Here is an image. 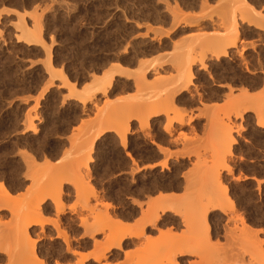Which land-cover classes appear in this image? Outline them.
Returning <instances> with one entry per match:
<instances>
[{
	"label": "rangeland",
	"instance_id": "obj_1",
	"mask_svg": "<svg viewBox=\"0 0 264 264\" xmlns=\"http://www.w3.org/2000/svg\"><path fill=\"white\" fill-rule=\"evenodd\" d=\"M236 1L237 2H235V0H0V190H1V187H4V186L7 187L8 186L7 188L10 189L9 190V192H10L9 197L11 196L10 198H12L10 200H6L7 202H5V198L6 199H8V198L4 197V194H2V191H0V196H2V197H0L1 198L0 202H4V203H0V205H3V207L5 205V207H6V204L10 203L8 205L10 206V205L14 204V206H15L14 208H16V211L19 209L17 212H15L14 211L15 209L12 210L11 208L10 209L6 208V210H5L2 206H0V214H1L0 215V222H2V223H0V225H3V226H0V230L4 231V233H3L4 236H7V237H9V239H11L10 241H7L6 240L7 237L5 238L3 235H0V246H1L0 250H2V251H0V261H1L0 264H9V263L14 264L13 263L14 260H11L13 262H10V260H9V263L7 262L8 261L7 258H9V256H10L9 254H7L8 250H9V253L11 252L10 254H13L15 256L16 261L18 260V259H16V256H17L16 253H22L23 252L22 248L24 247V245L23 244L20 245L23 241L19 237H17V238L21 240L20 241L21 243L20 244L18 242L17 243L20 245V247L21 246H23V247L14 248V246L15 247L18 246V244L15 242L17 240H15L14 238H15V236H17L15 233L16 231H18L17 228L22 227L20 222H22L21 219H23V215L28 217L27 219H26V217H24V219H23L24 224L27 223L28 221H31V220H34V221L40 220L41 223L43 222L42 224L44 226V228H42V230L39 229L40 227H38V226H36L37 228L36 227L32 228L31 231L28 232V236H27L28 238H30V240L26 237H25L26 240L23 239L25 241L24 242L25 245L26 244L30 245V246H27V245L25 246L27 248V250L31 251L32 248H30V247H34L33 249H34L35 253L38 256H40L39 258L41 260L43 259L46 262L44 264H54V263L55 264H58V263H60V264H75L76 259L78 261V259H80V256H82L84 254L87 255L86 253H88V255H99V253L101 252V250L94 248L91 244L92 240L89 239V234L91 233V231H93L94 229L99 227L101 224H106V223H109V225L112 229V230L111 229L105 230L106 232L105 231L104 232L106 234L108 233V231L110 232V230L114 234H117L118 232H119V234H120V232H124L122 230H125V232H128L129 230L132 229V227L134 230L135 226H139L137 224H140L141 222L145 221V220H143V218H145L144 213H149V210L151 209L150 208L151 205L149 206L148 204H151V201L153 202V201L157 200L156 201L157 203H158V201L161 202V204L159 203L160 207H162V204H164L166 207H168V206L171 208L173 206H174L173 208L176 207L175 209L178 210V212L180 210L183 214H181V212H180L179 215L181 214L182 217H184V215H185L186 218L185 219L183 218V219L185 221H187V223L183 222V220H181L182 219L181 216L180 217L179 216L178 217L177 216L172 217L171 213H169L168 215L174 219V221L171 222L172 224L171 223L170 224L168 223L166 225L164 223L161 224V222H162L161 221V222H159L160 224H158L157 227H155V228H151V227L149 228L148 226H145V229L143 231L142 236L138 237L137 239L133 238V239H131L132 241H127L125 243V245L122 247V250L116 252L117 255H115V253H114L115 251H113V252H111V254H109L106 257V259H102L100 261V264H139L140 260H141L140 264H147V263L151 264L153 262L154 257L157 256V258H159L165 251L168 250L167 246H172L171 243L174 244L176 242L174 244L175 247H176V245L180 246V244H179L181 242L180 240H182L183 237L185 239L187 234L190 236V234H191L190 232L192 230L189 229L190 227L188 228L189 225L187 226L185 224H190V219L192 220L194 217L193 214L195 216L199 215L198 214L199 212L202 214L201 211L204 208L201 211H200V209L202 208V206H204L206 204V203H204V205H201V207L198 206V205H200L199 204L200 198H203V199H201V201L205 199L204 197H202L203 196L201 194L202 190L206 191V193H205V191H203V194H205V196H207L206 195L207 192H208V194L211 195V193H209V192L214 191V194H215V191H217L215 189H217L216 187H218V182H217L216 187H215V183H214V180L216 178L213 179V181H210V179L213 178V177H211L213 175L211 172H213V171L209 172L210 175L212 174L211 176L209 175L210 176L209 179L206 178V180H205L204 174H205V170L208 167H211V169H212L214 164L216 162L218 163V161H219V159L215 160V157L217 158V156H215V154L217 155L218 152L214 153V151L217 150L214 147L218 148V146H219L218 150L220 151V148H221V150L224 151V149H222V146L225 147V145H222V144H224L223 143L224 139L222 140L220 138L222 140V144L219 141V143L221 145V147H220V145H217V143H216L218 141V139H217L218 137H216V136H218L219 134H221V136H223L228 131H230L231 135L230 134L229 135L234 139L235 143L233 142L234 143L233 145L232 144H231V146L229 145L230 151H228V149L226 151V149H225V152H229L230 155L228 153H227L228 155L226 153H223V159L224 160L220 161V163L225 162V163H221V164L227 165V163L229 162L227 167H229V169H231L232 172L229 174L228 172H226V170H225L226 168H224L225 165L222 168H220L219 163H218V165L216 166V167H219V168H216V171L218 172V174H215V171H214V174H215L214 177L217 175L219 177V180L221 181V183H219L220 186L223 185L222 187L223 188L225 187V189H227V191H228L227 193H229V194L231 193V195H229V198L231 197V199H229V201L234 199V200H232V203H233V208H234V206H235V208H234V210H232L233 208L231 207V205L229 207L226 203L225 204L226 206H228L229 208H232L230 210L228 208V211L225 208V210H223V212H225V213L227 212L226 214H222L223 212L219 211L220 208L215 210V211H209L207 213V215H206L207 218H205V220H206V223L208 225V230H206L204 224H201L200 229H198L196 231V234H197L196 238H198V241H201V240H199V238L202 239V241L204 239L206 240V241L204 240L206 243L205 246H203L204 244L202 245V242H199V244H201L203 248L205 247L206 252L204 251V253H203L202 252L203 248H202L201 252L203 254H198V256L202 258L200 261L203 260L202 261L203 263L206 259H208V261L206 260L205 263L207 264L210 261L209 264H212V263H216L215 260H217L218 263L220 260H223L225 262V260H224L225 258L223 259V255H226L224 257L228 256V258H230V259H228V262L226 261V263L230 264L232 262V258L234 255L239 256V254H240L243 256L244 253H246L245 251L249 247H251V250H253L252 245L248 247L245 244L247 249L245 250V248H244L245 251L243 253L242 245L244 242L242 243L241 240H239V239H241L240 234H241V237H243L245 235L243 238V240H245V242L248 241V240H246V238L247 239L253 238V240L248 241L247 244H251V243H253V241L258 243L259 241L264 240V233H261V231L260 232L257 231L258 229L264 230V224H261V221L259 219V216L261 214L264 215V181H262V183H260L259 186L257 184V180H264V129L258 128L256 126V124H255L256 116H255V114L253 115V112L249 109H248L249 111L242 112L240 109L241 107H239V109L237 107V109H238L237 111H239V114L242 113L241 114L242 117L240 119L239 118L240 116H238L239 114L237 115V111H236V115H237V118H236L234 116L235 112L232 110V108L236 105L230 104V102L233 100L232 98H234L237 94L240 95V91H243L244 87H245L244 90L247 89L249 92L248 94L251 93L252 96H254L253 95L254 93L259 94L262 91V89H261L262 85H259L255 88H253V87L249 88V87H251L249 85H252L253 81L258 80L257 78H260L259 80L261 81L264 77L263 76L264 71H261L263 73L262 74L257 69H254L255 70L254 75L248 74L244 70L242 63L240 62L241 60H239L240 58L238 57L239 58L238 59L235 56L233 57L234 59L236 58L235 60L233 58H231V59L226 58V59H222V62H219V63L210 60L207 62V66H209V68H210L209 70L212 71V67L214 65V68L218 69L217 70L218 76H220V77H218L219 79H217V80L215 79V82H213L212 80L208 79L207 74L205 72L199 71L198 68L195 67L193 71L195 72L196 75H195V78L193 79V84H194V87L195 86L197 87L198 94L201 93L200 95L203 96V100L205 99L203 101V104H202L204 108L201 107L202 105L197 102L195 92L193 91L194 87H191L192 95H195L193 105L190 106L189 108H188V106L187 107H185V106L180 107L181 111L179 110V113L180 112L183 113L182 110H184V112H185L184 117L185 116L186 117L191 116L193 118V122L191 124L189 123V125H185L184 127L179 128L171 136V139H174V137L180 138V141L177 140L178 145L174 144V145H171L169 147L163 146L166 148L165 151L168 150V153L171 154L170 156H169V154H168V156H166L164 154L166 158H164L163 154H159L158 152H156L155 145H152L148 139L145 140L142 138V136H140L139 131H137L138 125L135 122L132 123V121H131L132 120L131 118L133 117L131 105L135 103V100H136L135 98L138 96V95L136 96V94L137 93L139 94V92H136L137 89L135 87L132 88V85L128 90L125 89L123 91V90L119 89V87L121 86L120 83L122 84L124 82H128L129 80H130L129 82L132 83L131 77H130L131 79L130 78L127 79L126 77L124 79V76L118 75V77H117V75H115L113 82H112L114 87H115L113 92H110V94L108 93L106 96H103V97H102V95H99L97 93L94 96L95 98L94 97L91 98L92 94H94V88L90 87V89L86 93L87 94V98H86L87 104L86 105H88L86 107H88V109L86 108V110H84L85 112L82 111L84 113H82L80 111L81 109H80V105L78 103L80 101V99H79V101L77 99L78 95L80 94L79 90L82 87L81 85L91 84V79H92L91 77L93 74L99 75L101 73V71H104V70L106 71V69L108 70L109 67H110L109 68V70H110L111 66L114 65L115 62H118V59L124 60V57L129 58L131 53L133 52V47H135V46L136 47H139V46L143 47L146 45V43H147V45H150V44L151 45L152 44L157 45L156 43H157L158 39L162 42L165 41L169 44V47L166 48L165 50L161 49L160 51H158V53L156 52V53L148 54V55H145L143 57L138 58V60L141 62H146V61L151 62V61H156L157 58H158L157 60L160 59L159 63H161L160 65L165 70V71L163 70L164 72L160 71L161 72L160 74H162V76H163V75H167V74L171 73L172 69H170L171 64L169 62L170 61L169 59H168L169 61H167L168 63L166 62L167 59H165L164 61L162 60L163 62H161V59L162 58L164 59L165 57L168 58L169 55L172 54L171 52L173 51L171 44L181 40L182 38L186 39V38H189L191 36L198 35L201 33L206 34V36H208L210 34L215 33L216 31L217 32L219 31L221 33L222 31H220V29H222L224 25H226V24L228 25L229 21L227 22V19L229 20L230 18H232L230 20V23H232V21L235 17H236L235 20L237 19L236 24H237V27L239 30L243 31L244 34H247V32H250L253 34V31L255 32L256 30H252L253 28L251 27V25H247L245 22L242 23L241 21H239L243 10H241V8L238 7L241 5L240 1H238V0H236ZM237 3H239V4H237ZM245 3H247V5L251 9V11L254 10L253 11L254 13L256 12V14L259 13V14L264 15V0H245ZM167 9H168V11H167ZM244 14H246V13L244 12L242 16H244ZM171 15L174 18L171 17ZM204 15H206V16H204ZM232 15H234V18ZM217 16H218V18H217ZM238 16H240V17H238ZM38 17H40V18H38ZM212 23H214V24H212ZM135 25H139V26H135ZM212 25H213V27H212ZM220 25H222V27ZM32 29L34 31H32ZM23 30H24V32H23ZM26 30H27V32H26ZM36 30H37V32H36ZM214 30H215V32H214ZM20 32H21V34H20ZM33 32L35 34H33ZM259 32L260 31H257V32H255V34L258 36V34L259 35L261 34V32L260 33ZM167 33H169V34H167ZM250 33H248V34H250ZM182 34H183V36H182ZM255 34L254 35L250 34L253 38L251 36H248V38L246 37L245 39L243 38V40H246L244 42V43H246L245 44L246 48L244 50L241 49V50H243L242 51L243 55L246 54L245 56H243L245 61H248V63L250 61H253L254 63L253 62L252 63L250 62V63H251V65H254V66H255L257 60L260 59V61L262 62V59H264V47L260 43L258 45L257 41L255 42V40H257L256 38H258V37H254ZM20 35H22V36H20ZM159 35H161V36H159ZM30 37H32L33 40ZM150 37H152V38H150ZM34 38H35V42H33ZM130 38H131V40H130ZM19 39H21V40H19ZM253 40L255 42L254 43L255 47L257 46V49H259V50H257L256 48H255V50H253L251 47L249 48V46H250L249 44L250 43L252 44ZM244 43L242 45L239 44L238 49H239V46L241 48V46H243ZM44 44H46V45H44ZM119 44H122V45L119 46ZM244 46L242 48H244ZM117 47H119V48L117 49ZM125 47L127 48V50H126L127 52L122 53V51H123L122 49ZM241 50H237V51H241ZM47 52H48V54H47ZM46 54L48 55L47 56L48 58L46 57ZM161 54H163V55L166 54V56L162 55V57H161L160 56ZM259 54H261V55H259ZM158 55H159V57H157ZM151 57H153L154 60ZM121 58H123V59H121ZM145 58L147 60H145ZM48 59H49V61H48ZM136 62L133 64H129V65L125 63L124 67L127 70H129L130 72L132 71L131 73H133V70L135 72L136 71L135 68L137 69ZM263 62H264V60H263ZM229 67L231 69V70L229 69L230 73L228 70ZM225 68L228 70V71L226 70L227 71L226 75H225V73H226ZM222 69H224V70H222ZM59 70H60V72H59ZM223 71H224V73H223ZM91 72L93 74H91ZM130 72H129V74H130ZM61 74L66 76L68 83L70 82L68 84L69 86L66 85L67 81L64 82V78H62ZM221 74L223 75V77ZM230 74H232V75H230ZM60 76H61V78H60ZM145 77H147L146 78L147 81H149L153 78L150 73L148 74V72L145 73ZM227 77H228V79H227ZM235 77H237V78H235ZM241 77L245 78V80L244 79L241 80L242 79ZM119 81H121V82H119ZM243 81H244V83H243ZM73 83L75 84L76 89H72V88L70 89V85L71 84L73 85ZM249 83H251V84H249ZM244 85H247V86H244ZM63 86H65V87H63ZM225 86L230 87L231 90L233 89L231 92L232 98L229 97L230 93H227L228 88ZM240 88L242 90H240ZM67 90H69V91H67ZM219 90L222 91L220 94L221 96L219 95L220 97H218L217 99H214V100L206 99L208 96L207 94H209V92L211 93L213 91L216 92ZM74 91H75V94H74ZM76 91H78L79 93L78 92L76 93ZM70 92H71V94H70ZM117 92H118V95H117ZM144 92H146V91L144 90ZM144 92H141L139 94L140 97L138 96V98L143 97ZM72 93L74 95H76L77 97L74 96ZM82 93H83V91H82ZM84 94H85V92H84ZM227 94H228L227 97L224 96ZM132 96L134 97V99ZM185 96H186V98L190 97V95H188V94L187 95L185 94ZM84 97H86V96H84ZM153 98H154V96H153ZM153 98H151V96L148 99L145 97V99H147L149 101H150V99L153 100ZM84 99L85 98H83V100ZM141 99H143V98H141ZM88 100H90L89 104H88ZM116 100H117V102H116ZM120 101L124 102V103H121ZM102 102H104L105 105L107 103L108 107L104 106V103L102 104ZM119 102L121 105L118 104ZM211 102H213V103H211ZM96 105H98V109L99 108L101 109L100 106H102V105H103V108L106 107V108H104V111L105 110L107 111L109 109L107 111L108 114L105 116L106 112H104L101 109L102 112H100L99 115L96 116V114H98L97 111H95L97 108ZM128 105L130 106V108H128ZM209 106H213L212 107L213 109L216 108L214 110H218L220 107L219 111H217L218 114H216V112L213 111V109ZM224 106H226V107H224ZM123 107H126V109ZM221 107H222V109H221ZM252 107L254 108L255 105ZM252 107H251V109H252ZM201 109H202L203 114L201 113ZM204 109L207 110V112ZM73 110H75V112H72ZM125 110L126 111L129 110L127 112H129L128 114L131 115L130 118L126 116L127 114H125L126 113ZM210 111H211V113H210ZM223 111H225V112H223ZM171 112L172 111L169 112V116H171V115L177 116L176 112H174L175 114H173V112L172 113ZM212 112H214V114H215L214 116H213ZM73 113H75V114L77 113L78 115L76 114L77 118L71 123L70 120L72 118L71 116ZM142 113H143V115L140 114L141 116L140 115L139 116L143 118L148 114V111L147 112L143 111ZM26 114H29L28 117L30 116L32 118L29 117V119H28V117L26 116V118L28 120L24 119L25 118L24 116ZM101 114L103 115L104 118L102 117ZM221 114H223V115H221ZM113 115H115V116H113ZM210 115H211V117L213 116V118H210ZM208 116L210 119L208 118ZM101 117H102V119H101ZM106 117H108L107 119H109V120H107ZM218 117H221V118H218ZM234 117H235V120H234ZM97 118L99 119V124H97L98 123ZM128 119L130 122V123L128 122V128H129V132L130 131L131 132L130 133L127 132V134H126L127 147L125 148V150L124 149L122 150V148L119 145V140L116 138V135L113 132L105 133L103 136L98 138L97 141L93 140V139H95L94 135H96V133H98V131H99L100 124L102 122L101 120H103L105 122V124L109 123L110 126H112L113 124L123 126L122 124H127L126 122ZM110 120L112 123L109 122ZM123 120H125V121H123ZM217 120H219V121H217ZM81 121H85V122H81ZM151 121H152V123H151ZM151 121H150V126H151L150 135L153 137V140L154 139L156 140V141L155 140L154 141L157 143V140H158L157 135L160 133L162 123L164 122V117H160L157 124H155V122H153L154 119H152ZM104 122H102V123H104ZM213 122L214 123L216 122L217 125L214 124ZM209 123H212V125L214 124L213 128L216 130L211 129L212 126L210 127ZM27 124L32 125V127H34L35 130L37 128L36 131L34 130L35 131L34 133H36L35 135L31 133V128L28 129L29 126H27ZM220 124L221 125L223 124L222 125L223 127ZM228 124H229V126H228ZM208 125L210 128L207 127ZM101 127H103V125ZM71 128H73V129H71ZM95 128H96V130H95ZM204 129L208 132L207 135H205L207 132ZM207 129H210L211 132ZM212 130H214L213 133H212ZM95 131H96V133H94ZM202 131H204L205 134ZM215 131H218L217 133H219V134H217ZM136 132H137V134H136ZM193 132H195L196 134ZM179 133L181 134V136L179 135ZM210 133H212V134H210ZM152 134H154V135H152ZM213 134H216V135H213ZM182 136L185 137V138L183 137L184 138L183 140L181 139ZM209 136H211V137H209ZM70 138H71V140H73L72 143L74 145H76V147H73L74 145L71 147L72 143L69 142ZM214 138H216V139H214ZM196 139L198 140L197 143H196V141H194ZM92 140H93V142H91ZM184 140H185V142L182 143ZM186 140H187V144L192 143L191 141L193 140L195 143L193 145L189 144L191 148L189 147V145H188V147L190 149H192V148L196 149V147L198 146L197 149L199 151L197 149H196L197 151L194 149L195 150V153H193L194 155L193 154L189 155V157L182 155V157H181V155L179 156L177 151L180 152V150H182V148L186 145L185 144ZM79 142L82 144H80ZM88 142H89V144L91 143L90 146H89ZM85 144L88 145L87 147H89V148L91 147V149H89V150H92V151L88 155L90 158H87L85 156H83L81 158V156L83 154H85V153H83V151H85V149L88 151L87 147H85L86 146ZM183 144H185V145H183ZM194 146H196V147H194ZM70 147H71V150H70ZM83 147L85 149H82ZM185 147L188 148L187 146H185ZM73 149H74V151H73ZM54 151H55V153H54ZM87 151H85L86 156H87ZM184 151H185V149H184ZM50 152H52V153H50ZM127 152H129L135 159L140 158V159H136V160H139L141 165H150L151 166V164L152 165L153 164L156 165L157 163L161 164L164 161L162 164L165 163L164 164L165 169H164V167L159 168L160 165L157 164L155 169H153L152 171H143L139 174H134V175L132 174L131 175L133 166H130L131 161H130V159H128L127 156H125V153H127ZM181 153H183V152H181ZM199 153L201 154V156ZM213 154L215 157L212 156ZM221 154H222V152L219 154V156ZM70 156H72V157H70ZM25 157H27L28 160L33 157L34 159L33 160L30 159V160L34 161L35 163L32 165L31 163H33V162H31L30 160H29V162L26 161L27 158H25ZM220 157H222V156H220ZM65 158L68 159L69 161L66 160L67 162L63 163L64 162L63 160H65ZM83 158H86V159H83ZM141 158H143V160ZM200 160H201V162H200ZM59 161L61 164L63 163V165H61L59 163ZM204 161H205V163H204ZM27 162H28V164H27ZM68 162H69L70 166L73 167L72 169H75V168L79 169L78 173H80L81 176L83 175L82 177H80V180H79L80 182L78 181L79 176L77 177L78 179L76 178L77 179V181H76L75 180L76 176H75V174H73L75 172L77 175V172H76L77 170H73L72 172H69L70 167L68 168V166H69ZM80 163L83 167H80V165H79ZM30 164H31V168H30ZM35 164H36V166H35ZM64 164L67 165V166L65 165V168L62 167V166H64ZM85 164H87L88 168L87 167L84 168V166H86ZM203 164L204 165L206 164L205 166H207V167H205ZM38 165H39L40 169L37 168ZM53 165H55V166L53 167ZM60 165H61V168H60ZM77 167H80L82 170L80 168H77ZM192 167L194 169H192ZM198 168L201 171H202V169H204V170L201 172ZM30 169H31V171H30ZM54 169L56 171H54ZM63 169H64V171L66 170L65 173L63 172ZM85 169L88 171H86ZM214 169H215V167H214ZM41 170H42V174H40ZM194 170H195L196 174H195ZM208 170H209V168H208ZM32 171H33V173H32ZM199 171H200V173H199ZM192 172H194V173H192ZM203 172H204V174H203ZM29 173H30V175H29ZM206 173H207V171H206ZM225 173H227V174H225ZM26 174H28V175H26ZM84 174H85V177H84ZM86 174L88 177L86 176ZM236 174L239 176H237ZM183 175L185 177H183ZM246 175H247V178H243V177H246ZM73 176H74V178H73ZM25 177H28V179ZM232 177H234V179H232ZM237 177H238V179H235ZM81 178H83V179H81ZM69 179L72 182H74V184H75V182L76 183L79 182L80 184H83V183H81L82 180L85 183L87 181L88 187H90L91 190H93V192L90 189L88 190V187H86L87 184L84 183L87 190H86V188L83 189L84 188L83 187L82 191L80 190L81 192L79 194H77V192H76L77 189L75 191V186L73 188L74 184L72 182L70 183ZM195 179H197V181ZM199 179L201 180L200 182H199ZM177 180L179 182H182L181 184L184 188V192H183V188L181 186L179 188H167V189L164 188L163 189V187L165 185H169L172 182H176ZM186 181L188 183H191V186L193 184L192 182H194L193 185L195 187L192 186V188L190 189L189 188L190 186L189 187L187 186ZM202 181H205L204 182L205 186L202 185V183H203ZM142 183H143V185H142ZM206 183H208V186ZM209 183H211V186ZM70 184H71V186H70ZM84 184H83V186H84ZM212 184H214L213 187H212ZM76 186L78 187V184H76ZM209 186L214 188V190L210 189L211 191H207L209 189ZM256 186H257V188H256ZM81 187H82V185H81ZM193 187H194V189H193ZM196 187H197V190L195 189ZM202 187H205V188L207 187V188L201 189ZM34 188H35V190H34ZM51 188L53 190L54 189L57 190V191H54V193H57L54 195V198H51L52 194H50V191H48V190H52ZM186 188H189V189L186 190ZM199 188H200V190H199ZM30 189H31V191L33 189V191L31 192ZM78 189H79V187H78ZM58 190H60V191H58ZM59 192H61V193H59ZM74 192H76V194ZM51 193H52V191H51ZM92 193H95L94 196H92L93 195ZM189 193L191 196L193 195L192 193H194V196L191 197L189 195ZM256 193H258V194H256ZM32 194H33V196H32ZM39 194H40L41 200L44 199L43 201H45V203H43L44 205L41 206L43 208L42 209L40 208L41 211L36 208L37 206H35L36 203L40 202V201H38ZM195 194H197V195L195 196ZM59 195H61V196H59ZM137 195H138V197H137ZM169 195H171V197L172 196L173 197L174 196L179 197V195H180L182 197V199L179 197V201H178V199H176V197H175V199L173 198V199L169 200L168 199ZM55 196H57V197H55ZM165 196L167 197V199L165 198ZM188 196H190V198ZM214 196L212 198H214ZM159 197L160 198L162 197L163 199L165 198L166 203L168 202L167 200H169V202L171 201V203H170L171 206L169 203H167V205H166V203H163V202H165V200H159ZM28 198H29V200H28ZM34 198H36V199H34ZM50 199H52V200H50ZM191 199H193L194 203L191 202L192 201ZM26 200H27V202H26ZM35 200H36V203H35ZM58 200L61 202V205H60ZM145 200H147V201H145ZM187 200H188V203L189 202L193 203V205H195V202H196L195 206H193L191 204L193 207L192 210L195 208L193 210L194 212H192L191 209L189 210L191 205H187L188 204L186 202ZM223 200L224 199L222 198L221 202ZM148 201H150V202L148 203ZM182 201H183V204H182ZM136 202L138 205L135 204ZM202 202H207V201H202ZM53 203H55L57 207L59 205L65 206V207H62L63 212L58 213L56 211V206ZM146 203H148V204H146ZM172 203H174V205ZM184 203H187L185 205V207L187 206V208H188V206H189L188 209H185V208H184L185 210L181 209L182 207H184ZM22 204H24V205H22ZM177 204H178V206L180 204L182 205V206H179V207H181L180 209L177 206ZM27 205L28 206L31 205V206L28 207ZM36 205H38V204H36ZM164 205H163V207H164ZM225 205H224V207H226ZM9 206H8V208H9ZM23 206L24 207L26 206L25 207L26 209H29V208H31V209H29L25 213L26 209ZM88 206L90 207V209L92 208L91 212H90V209L87 210V208H89ZM148 206L150 209H148ZM155 206L159 207L156 203H155ZM155 206H153L154 209H155ZM53 207H55V208H53ZM198 207H199V209H198ZM221 207H223V205ZM21 208H23V209H21ZM140 209H141V211H140ZM154 209H153V211H154ZM158 209L160 210V208H158ZM221 209H223V208H221ZM7 210H9V212H10V210H12V212H15V213H13L14 215L15 214L17 215L18 212H21L19 215H17V217L13 216L15 218L14 219L15 221L17 219V222L19 221L18 220L19 217H21L20 218L21 221L18 222V224H17V222H13L14 226L17 224L18 227H17V225L15 227H10L12 225V223L10 221H12L13 218L10 215V213L7 212ZM23 210H24V213H23ZM195 211L196 212L199 211V212H197V214H196ZM138 212H140V213H138ZM150 212H152V209ZM21 214H23V215L21 216ZM233 214H235V216ZM238 214H239V216H238ZM29 215H31V216L33 215L32 217H34V219ZM87 215L91 219L88 218ZM145 215L148 217L149 214L148 215L145 214ZM42 216H43V218L40 219ZM199 216L201 217V215H199ZM30 217L32 219L28 220V219H30ZM116 217L118 220L116 219ZM229 217H231V218H229ZM241 217H242L243 226H245V225L247 226V227L246 226L243 227L244 230L242 229V225H241V220H240ZM11 218H12V220H11ZM227 218H228V220H227ZM145 219H147V218H145ZM91 220H93V221H91ZM140 220H142V221L140 222ZM243 220H245V221H243ZM115 221H117V224L115 223ZM46 222H48V223H46ZM227 222L230 224H228ZM3 223L5 225L7 224L6 227ZM233 223L236 226H234ZM89 224H90V226L92 224V227L88 226ZM19 225H21V226H19ZM86 225L88 226L87 228H89L88 230H87V228H84ZM140 225H142V224H140ZM56 226H58V232H56L57 231L55 228ZM223 226H226V228ZM232 226L236 227V229L233 228ZM4 227L6 229H4ZM8 227H9V231H8ZM123 227H125L126 229L128 228L129 230L127 229L128 230L127 231ZM11 228H14V230ZM92 228H93V230H92ZM223 228H225V231L223 230ZM228 229H230V231L232 230V232H230ZM40 230L42 231V234L45 238L42 237ZM255 230L257 231V235L254 232ZM245 231H247V232H245ZM2 232L0 234H2ZM6 233H7V235H6ZM105 233H104V235H103V233L99 234V235H95L94 240L96 242H103L102 239H104V237H106ZM223 233L226 235H224ZM227 233H228V235H227ZM9 234L11 237L9 236ZM61 234H63V235L66 234L65 235L66 238L69 237L68 241L71 245L70 246L71 252H73L75 250V252L73 254H70L66 251V246H64L65 244L63 242L64 237L62 238ZM192 234H195V232L193 233V231H192ZM192 234H191V236H192ZM35 235H38V236H35ZM232 235H233V237H232ZM23 236H20V237L24 238ZM227 236L231 237L232 240L233 239L234 240L232 241L229 237L227 238ZM36 237H38V238H36ZM179 237H180V239H179ZM190 237H187V238H190ZM208 238L211 240L210 243H209V241L207 242ZM255 238H257L258 241H255L254 240ZM27 239H28V241H27ZM31 239L34 241L33 242L34 246L31 245L32 244ZM146 239H148V240H146ZM215 239H217V240H215ZM1 240L5 241L3 248H2L3 242H1ZM87 240H88L89 245L87 247H84L82 243L87 242ZM173 240H174V242H173ZM26 242H28V243H26ZM143 242H145V243L143 244ZM6 243H10L11 245L14 244L11 246L12 248H14V250L10 249L11 247H8L10 244L8 245ZM163 243H165L164 248H163V246H164ZM151 244H152V246H150ZM227 246L228 247L231 246L230 248L232 250L233 256L231 255V253H229L231 250H230V248L228 249ZM219 247H220V249H219ZM135 248H136V250H137V248L139 250L136 251ZM16 249L17 250L21 249V252L15 251ZM154 249H155V252H154ZM161 249H164L165 251L164 250L161 251ZM249 249L247 250V253L244 255L245 259L249 258V256L245 257L248 255ZM12 250H13V252H12ZM30 251H28V252H30ZM76 253H78L80 255L78 256ZM155 253L156 254L159 253V254L156 255ZM6 254H7V257H6ZM220 254L222 255V257ZM250 254H251V252H250ZM13 255H11V257H13V259H14ZM19 255L21 256L22 254H19ZM202 255H203V257H202ZM27 256L28 255H26V257ZM206 256H208V258H206ZM23 257H24V255H23ZM74 257H76V258H74ZM149 258L152 262L149 261ZM151 258H153V259H151ZM253 258H252L251 262H253ZM25 260L23 258V261H22V258H21L20 262H24ZM30 260H31V258H30ZM179 260H181V262L183 264H186L187 262H191L194 264L195 263L196 264L201 263L200 261H198L199 259L197 258V255L194 257L180 258ZM226 260H227V258H226ZM258 260L260 261V258ZM229 261H231V262L229 263ZM256 261L257 260H254L253 263L254 264L264 263L262 259H261L262 262L261 261L256 262ZM20 262L17 261L15 263L19 264ZM89 262L90 263H88V264H97V263L92 262V260ZM31 263H32V260H31ZM221 264H223V263H221Z\"/></svg>",
	"mask_w": 264,
	"mask_h": 264
},
{
	"label": "bare ground",
	"instance_id": "obj_2",
	"mask_svg": "<svg viewBox=\"0 0 264 264\" xmlns=\"http://www.w3.org/2000/svg\"><path fill=\"white\" fill-rule=\"evenodd\" d=\"M238 1H240V6H238V7H240L241 8V10H243L242 11V15H243V13L245 12L246 14H244V16H242L241 15V17L240 16H238V17H240V20L239 21H241L242 23L243 22H245L247 25H251V27L253 28L252 30H256L255 32H257V31H260L261 32V34L259 35L258 33V36L255 34V32L253 31V34L252 33H250V32H247V34H244L243 33V31H241V30H239L238 29V27H237V24H236V20H235V18H234V15H232L233 16V21H232V23H230V20L232 19V18H230L229 20L227 19V22H228V25L226 24V25H224L223 26V28L222 29H220V31H222L221 33L218 31H216L215 32V30H214V32L215 33H213V34H210V35H208V36H206V34H198V35H194V36H191V37H189V38H186V39H181V40H179V41H177V42H175V43H172L171 45H172V54H168L169 55V57L168 58H162L161 59V62H163L165 59H167L166 60V62L167 61H169L170 62V69H172V71H171V73H169V74H167V75H163L162 76V74H160L161 72L160 71H162V72H164L165 70H164V68H162V66L160 65L161 63H159L160 61V59L159 60H157L156 58V61H151V62H141V61H139L138 60V58L139 57H143V56H145V55H148V54H152V53H158V51H160L161 49L162 50H165L166 48H168L169 47V44L167 43V42H165V41H160L159 39L157 40V45H154V44H150V45H147V43H146V45L145 46H143V47H133V52L131 53V55H130V57L129 58H126V57H124V60H119L118 58V62H115L114 63V65H112L111 66V69L109 70V68H108V70L106 69V71L104 70V71H101V73L99 74V75H96V74H93L92 72H91V74H93L92 75V79H91V84H89V85H86V84H84V85H81L82 87V89L80 88V94L78 95V97L76 96V95H74L75 94V91H74V96H76L77 97V99H78V101H79V99H80V101L78 102L79 103V105H80V111L82 112V111H84V110H86V108L88 109V107H86V106H88V105H86L87 103H86V101H87V91L90 89V87H93L94 88V94H92V96H91V98H93L94 96H95V94H99V95H102V97L103 96H106L108 93L110 94V92H113V90H114V85H113V79H114V76L115 75H117V77H118V75L119 76H124V79H125V77L128 79V78H132V83L131 82H124V83H120V87H119V89L120 90H125V89H129L130 87H131V85H132V88H136L135 90H136V92H139V94L141 93V92H144V90L146 91V92H144L143 94H144V96L148 99V98H150V96H151V98H153V96H154V98H153V100L152 99H150V101L149 100H147V99H145V97L143 96V97H141V98H143V99H141V98H138V96L140 97V95L137 93L136 94V100H135V103L134 104H130L131 105V110H132V112H133V117L130 119L131 121H132V123L133 122H135L137 125H138V130L137 131H139V133H140V136H142V138L143 139H145V140H149L150 141V143L152 144V145H155V147H156V152H158L159 154H165L166 156H168V154H169V156L171 155L170 153H168V150L167 151H165V147H163V146H171V145H174V144H177L178 145V141H180V138L179 137H174V139H171V136L173 135V133L175 132V131H177L179 128H181V127H184L185 125H189V123L191 124L192 122H193V118L191 117V116H189V117H184V110H182V112L183 113H179V110L181 109L180 107H183V106H185V107H187L188 106V108L190 107V106H192L193 105V102H194V98H195V95H196V100H197V102L198 103H200L201 105L203 104V101L205 100H203V96H201L200 94H198V90H197V87L195 86L194 87V84H193V79L195 78V72L193 71L194 70V68L195 67H197L198 68V70L199 71H202V72H205L206 74H207V77H208V79H210V80H212L213 82H215V79L217 80V79H219L218 77H220V76H218V74H217V70L218 69H216V68H214V65H213V67H212V71H210L209 69V66H207V62L208 61H214V62H217V63H219V62H222V59H231V58H233L234 56L236 57V58H238L239 60H241L240 62L242 63V65H243V67H244V70L248 73V74H253L254 75V72H255V70L254 69H257L258 71H264V62H263V60L264 59H262V62L260 61V59L259 60H257V62H256V64H255V66L254 65H251V63L253 62V61H250L249 63H248V61H245V59H244V57L243 56H245V55H243V53H242V51L246 48V43H244L246 40H243V38L245 39L246 37L248 38V36H251V35H254L255 34V36L254 37H258V38H256L257 40H255V42L257 41L258 42V45H259V43L260 44H262V46L264 47V15H262V14H256V12L254 13L253 11L254 10H252L251 11V9L248 7V5H247V3H245V0H238ZM235 2H237L236 0H235ZM222 4V3H221ZM237 4H239V3H237ZM225 5V4H224ZM229 5V4H228ZM235 6V5H234ZM165 7V6H164ZM168 7V6H167ZM176 7V6H175ZM244 7V8H243ZM243 8V9H242ZM248 10H247V9ZM252 8V7H251ZM158 9V8H157ZM164 9V8H163ZM177 9V8H176ZM235 9V8H234ZM253 9V8H252ZM170 10V9H169ZM237 10V9H236ZM167 11H168V9H167ZM226 11V10H225ZM239 11V10H238ZM171 12V11H170ZM184 12V11H183ZM234 12V11H233ZM172 13V12H171ZM170 13V14H171ZM179 13V12H178ZM204 13V12H203ZM254 13V14H253ZM175 14V13H174ZM240 14V13H239ZM204 16H206V15H204ZM210 16V15H209ZM231 16V17H232ZM171 17H173L172 15H171ZM179 17V16H178ZM38 18H40V17H38ZM174 18V17H173ZM186 18V17H185ZM188 18V17H187ZM192 18V17H191ZM190 18V19H191ZM217 18H218V16H217ZM172 19V18H171ZM204 19V18H203ZM185 20V19H184ZM223 20V19H222ZM205 21V20H204ZM214 21V20H213ZM222 22V21H221ZM226 22V21H225ZM173 23V22H172ZM252 23V24H251ZM41 24V23H40ZM140 24V23H139ZM212 24H214V23H212ZM39 25V24H38ZM174 25V24H173ZM218 25V24H217ZM245 25V24H244ZM135 26H139V25H135ZM161 26V25H160ZM221 27H222V25H220ZM182 27V26H181ZM212 27H213V25H212ZM211 27V28H212ZM23 29V28H22ZM25 29V28H24ZM27 29V28H26ZM34 29V28H33ZM32 29V31H34ZM158 29V28H157ZM219 29V28H218ZM21 30V29H20ZM28 30V29H27ZM27 30H26V32H27ZM38 30V29H37ZM37 30H36V32H37ZM132 30V29H131ZM213 30V29H212ZM22 31V30H21ZM23 32H24V30H23ZM81 32V31H80ZM157 32V31H156ZM171 32V31H170ZM213 32V31H212ZM259 32V33H260ZM248 33H250V34H248ZM20 34H21V32H20ZM23 34V33H22ZM30 34V33H29ZM33 34H35L34 32H33ZM123 34V33H122ZM139 34V33H138ZM163 34V33H162ZM167 34H169V33H167ZM40 35V34H39ZM127 35V34H126ZM125 35V36H126ZM20 36H22V35H20ZM41 36V35H40ZM115 36V35H114ZM124 36V35H123ZM140 36V35H139ZM144 36V35H143ZM148 36V35H147ZM154 36V35H153ZM159 36H161V35H159ZM182 36H183V34H182ZM116 37V36H115ZM122 37V36H121ZM155 37V36H154ZM252 37V36H251ZM18 38V37H17ZM31 39H32V37H30ZM36 38V37H35ZM35 38H34V41L33 42H35ZM150 38H152V37H150ZM149 38V39H150ZM158 38V37H157ZM253 38V37H252ZM22 39V38H21ZM21 39H19V40H21ZM39 39V38H38ZM37 39V40H38ZM106 39V38H105ZM128 39V38H127ZM169 39V38H168ZM18 40V41H19ZM30 40V39H29ZM33 40V39H32ZM36 40V41H37ZM42 40V39H41ZM130 40H131V38H130ZM154 40V39H153ZM150 41V40H149ZM27 42V41H26ZM43 42V41H42ZM254 40H253V42H252V44L250 43L249 45V48L251 47L253 50H255V48L257 49V46L255 47V45H254ZM31 43V42H30ZM41 43V42H40ZM151 43V42H150ZM244 43V48H242L243 46H241V48H240V46H239V49H238V45L240 44V45H242ZM52 44V43H51ZM141 44V43H140ZM145 44V43H144ZM44 45H46V44H44ZM122 44H119V46H121ZM137 45V44H136ZM257 45V44H256ZM48 46V45H47ZM124 46V45H123ZM127 46V45H126ZM131 46V45H130ZM142 46V45H141ZM248 46V45H247ZM45 47V46H44ZM47 48V47H46ZM119 47H117V49H118ZM121 48V47H120ZM92 49V48H91ZM99 49V48H98ZM103 49V48H102ZM171 49V48H170ZM241 49H243V50H241ZM47 50V49H46ZM101 50V49H100ZM107 50V49H106ZM110 50V49H109ZM123 50V51H122ZM121 51H122V53L124 52H127L126 50H127V48L125 47V48H123ZM237 50H241V51H237ZM257 50H259V49H257ZM86 51V50H85ZM88 52V51H87ZM97 52V51H96ZM263 52V51H262ZM47 54H48V52H47ZM46 54V57L48 56ZM115 54V53H114ZM50 55V54H49ZM91 55V54H90ZM118 55V54H117ZM162 55L163 54H161L160 56L162 57ZM167 55V56H168ZM237 55V56H236ZM259 55H261V54H259ZM155 56V55H154ZM163 56H166V54L165 55H163ZM157 57H159V55L157 56ZM160 57V58H161ZM48 58V57H47ZM85 58V57H84ZM83 58V59H84ZM114 58V57H113ZM120 58V57H119ZM126 58V59H125ZM151 58H153V57H151ZM235 58V59H236ZM259 58V57H258ZM46 59V58H45ZM115 59V58H114ZM121 59H123V58H121ZM141 59V58H140ZM169 59V60H168ZM234 59V58H233ZM232 59V60H233ZM234 59V60H235ZM138 60V61H137ZM145 60H147L146 58H145ZM144 60V61H145ZM153 60H154V58H153ZM163 60V61H162ZM46 61V60H45ZM48 61H49V59H48ZM122 63H121V62ZM137 61V62H136ZM149 61V60H148ZM225 61V60H224ZM136 62V64H137V69L135 68V72H134V70H133V73H131L129 70H127L125 67H124V64L126 63V64H133V63H135ZM165 63V62H164ZM168 63V62H167ZM254 63V62H253ZM165 67V66H164ZM216 67V66H215ZM223 67V66H222ZM255 67V68H254ZM224 68V67H223ZM234 68V67H233ZM101 69V68H100ZM220 69V68H219ZM230 69V67L228 68V70ZM164 70V71H163ZM222 70H224V69H222ZM227 69L225 68V75L227 74V71H226ZM231 70V69H230ZM230 70H229V73H230ZM88 71V70H87ZM130 72V74H129V72ZM233 71V70H232ZM59 72H60V70H59ZM58 72V73H59ZM128 72V73H127ZM148 72V74L150 73L151 75H152V79L151 80H149V81H147V77H145V73H147ZM222 72V71H221ZM235 72V71H234ZM48 73V72H47ZM79 73V72H78ZM223 73H224V71H223ZM262 73V72H261ZM63 74V73H62ZM61 74V75H62ZM90 74V73H89ZM263 74V73H262ZM161 75V76H160ZM222 75V74H221ZM230 75H232V74H230ZM241 75V74H240ZM91 76V75H90ZM234 76V75H233ZM263 76H264V74H263ZM222 77H223V75H222ZM221 77V78H222ZM232 77V76H231ZM243 77V76H242ZM241 77V78H242ZM60 78H61V76H60ZM62 78H64V82H66L67 81V79H66V76H64V75H62ZM90 78V77H89ZM130 78V79H131ZM235 78H237V77H235ZM150 79V78H149ZM206 79V78H205ZM227 79H228V77H227ZM239 79V78H238ZM245 80V78H242L241 80ZM249 79V78H248ZM247 79V80H248ZM258 80H255V81H253L252 82V85H249V86H251V87H249V88H255V87H257V86H259V85H262L261 87V89H262V91L258 94V93H252L254 96H252L251 95V93L250 94H248L249 92H248V90L246 89V90H244V88H243V91H240V95H234L235 97L234 98H232V90H231V88L230 87H227V86H225V87H227L228 88V92L227 93H230V95H229V97L230 98H232L233 100L230 102L229 100V102H230V104H232V105H236V106H234L233 108H232V110L235 112V117L237 118V115L239 114V111H237L238 109H239V107H241L240 109H241V111L242 112H244V111H249V110H251L252 112H253V115L255 114V116H256V120H255V124H256V126L258 127V128H261V129H264V77H263V79L260 81L259 79L260 78H257ZM224 80V79H223ZM70 81V80H69ZM250 81V80H249ZM86 82V81H85ZM119 82H121V81H119ZM206 82V81H205ZM262 82V83H261ZM37 83V82H36ZM70 83V82H69ZM68 83V81H67V83H66V85H68L69 84ZM241 83V82H240ZM243 83H244V81H243ZM248 83V82H247ZM40 84V83H39ZM249 84H251V83H249ZM37 85V84H36ZM63 85V84H62ZM200 85V84H199ZM225 85V84H224ZM229 85V84H228ZM232 85V84H231ZM248 85V84H247ZM247 85H244V86H247ZM61 86V85H60ZM69 86V85H68ZM201 86V85H200ZM41 87V86H40ZM62 87V86H61ZM63 87H65V86H63ZM191 87H194L193 89V91L195 92V95H192V90H191ZM223 87V86H222ZM76 89L75 88V84L73 83V85L71 84L70 85V89ZM209 89V88H208ZM257 89V88H256ZM134 90V89H133ZM201 90V89H200ZM240 90H242L241 88H240ZM67 91H69V90H67ZM73 91V90H72ZM82 91H83V93H82ZM78 91H76V93H77ZM84 92H85V94H84ZM221 92L222 91H213V92H209V94H207L208 96H207V98L206 99H208V100H214V99H217L218 97H220L221 95ZM79 93V92H78ZM82 93V94H81ZM224 93V92H223ZM70 94H71V92H70ZM185 94L187 95H190V97L188 98H186V96H185ZM69 95V94H68ZM81 95V96H80ZM86 96V97H84V96ZM117 95H118V92H117ZM220 95V96H219ZM250 95V96H249ZM83 96V97H82ZM224 96H228V94L227 95H224ZM71 97V96H70ZM108 97V96H107ZM133 97V96H132ZM82 98V99H81ZM83 98H85L84 100H83ZM95 98V97H94ZM76 99V98H75ZM76 99V100H77ZM99 99V98H98ZM111 99V98H110ZM133 99H134V97H133ZM132 99V100H133ZM226 99V98H225ZM91 100V99H90ZM90 100H88V104H89V101ZM93 100V99H92ZM97 100V99H96ZM120 100V99H119ZM222 100V99H221ZM231 100V99H230ZM105 101V100H104ZM110 101V100H109ZM62 102V101H61ZM108 102V101H107ZM115 102V101H114ZM116 102H117V100H116ZM121 102V101H120ZM120 102L118 103V104H120ZM210 102V101H209ZM219 102V101H218ZM104 102H102V104H103ZM110 103V102H109ZM121 103H124V102H121ZM133 103V102H132ZM211 103H213V102H211ZM92 104V103H91ZM199 104V105H200ZM205 104V103H204ZM60 105V104H59ZM101 105V104H100ZM109 105V104H108ZM117 105V104H116ZM121 105V104H120ZM207 105V104H206ZM211 105V104H210ZM251 105V106H250ZM255 105V107L253 108L252 106H254ZM94 106V105H93ZM104 106H107V103H106V105H105V103H104ZM97 107V108H96ZM96 110L95 111H97V113L98 114H96V116H98L99 115V113L100 112H102L101 111V109L104 111V108H106V107H104L103 108V105L102 106H100L101 107V109L99 108L98 109V105H96ZM108 107V106H107ZM111 107V106H110ZM109 107V108H110ZM127 107V106H126ZM126 107H123V108H125L126 109ZM201 107H203V105L201 106ZM209 107H213V106H209ZM208 107V108H209ZM215 107V106H214ZM223 107V106H222ZM222 107H221V109H222ZM224 107H226V106H224ZM237 107H238V109H237ZM250 107V108H249ZM251 107H252V109H251ZM122 108V107H121ZM128 108H130V106L128 105ZM204 108V107H203ZM207 108V107H206ZM114 109V108H113ZM183 109V108H182ZM193 109V108H192ZM213 109V108H212ZM214 109H216V108H214ZM213 109V111H215L216 112V114H218L217 113V111H219V109H220V107H219V109L218 110H214ZM249 109V110H248ZM109 110V109H108ZM107 110V111H108ZM122 110V109H121ZM124 110V109H123ZM146 110V111H145ZM205 110V109H204ZM203 110V111H204ZM228 110V109H227ZM231 110V109H230ZM229 110V111H230ZM107 111L105 110L104 112H106V114H105V116L108 114L107 113ZM127 111H129V110H127ZM126 110H125V114H127L126 116L127 117H129L130 118V116L131 115H129L128 113L129 112H127ZM147 112L148 111V114L145 116V117H140L141 115L140 114H142L143 115V113L142 112ZM170 111H172L173 112V114H175L174 112H176L177 114V116H173V115H171V116H169V112ZM181 111V110H180ZM189 111V110H188ZM206 112H207V110H205ZM236 111H237V115H236ZM240 111V112H241ZM72 112H75V110H73ZM71 112V113H72ZM85 112V111H84ZM84 112H82V113H84ZM171 112V113H172ZM209 112V111H208ZM223 112H225V111H223ZM232 112V111H231ZM29 113V112H28ZM81 113V114H82ZM201 113L203 114V112H202V109H201ZM210 113H211V111H210ZM233 113V112H232ZM231 113V114H232ZM77 114V113H76ZM75 113H73L72 114V118H71V120H70V122L72 123L76 118H77V115H76ZM103 114V113H102ZM101 114V115H102ZM183 114V115H182ZM206 114V113H205ZM212 114H213V116L215 115L214 114V112H212ZM211 114V115H212ZM242 113H240L238 116H240L239 118L241 119V117H242V115H241ZM28 115L29 114H26L24 117V119H27L26 118V116L28 117ZM110 115V114H109ZM140 115V116H139ZM209 115V114H208ZM211 115H210V118H213V116L211 117ZM221 115H223V114H221ZM225 115V114H224ZM113 116H115V115H113ZM30 117V116H29ZM29 117H28V119H29ZM70 117V116H69ZM83 117V116H82ZM100 117V116H99ZM102 117H103V115H102ZM102 117H101V119H102ZM160 117H164V122L162 123V127H161V130H160V133L157 135L158 137H157V143L153 140V137L150 135V129H151V126H150V121L152 120V119H154V121L153 122H155V124H157L158 123V121H159V118ZM217 117V116H216ZM235 117H234V120H235ZM30 118H32V117H30ZM104 118V117H103ZM108 117H106V119H107ZM186 118V119H185ZM208 118H209V116H208ZM207 118V119H208ZM209 118V119H210ZM218 118H221V117H218ZM225 118V117H224ZM27 119V120H28ZM69 119V118H68ZM79 119V118H78ZM114 119V118H113ZM125 119V118H124ZM158 119V120H157ZM217 119V118H216ZM33 120V119H32ZM97 120H98V123L97 124H99V119L97 118ZM107 120H109V119H107ZM212 120V119H211ZM210 120V121H211ZM221 120V119H220ZM223 120V119H222ZM102 122H104L103 120H101ZM115 121V120H114ZM123 121H125V120H123ZM209 121V122H210ZM214 121V120H213ZM216 121V120H215ZM217 121H219V120H217ZM229 121V120H228ZM227 121V122H228ZM24 122V121H23ZM28 122V121H27ZM81 122H85V121H81ZM101 122V124H100V128H99V131H98V133H96V131L94 132V133H96V135H94V138L95 139H93L94 141H97L98 140V138H100L101 136H103L105 133H110V132H113L115 135H116V138L119 140V145H120V147L122 148V150L124 149L125 150V148L127 147V141H126V134H127V132H129V128H128V122H129V119L127 120V124H122L123 126H121V125H112V126H110V124L108 123V124H105V122L104 123H102ZM109 122H111V120L109 121ZM208 122V121H207ZM223 122V121H222ZM69 123V122H68ZM112 123V122H111ZM116 123V122H115ZM130 123V122H129ZM151 123H152V121H151ZM214 123V122H213ZM225 123V122H224ZM240 123V122H239ZM81 124V123H80ZM207 124V123H206ZM210 124V127L212 126V128L211 129H214L213 127H214V124H216V122L212 125V123H209ZM70 125V124H69ZM103 125V127H101ZM109 125V126H108ZM217 125V124H216ZM221 125V124H220ZM223 125V124H222ZM221 125V126H222ZM27 126H29L28 127V129L29 128H31V133L32 134H36V133H34L36 130H37V128H36V130L34 129V127H32V125H30V124H27ZM35 126V125H34ZM80 126V125H79ZM107 126V127H106ZM191 126V125H190ZM228 126H229V124H228ZM233 126V125H232ZM240 126V125H239ZM160 127V126H159ZM208 128H210L209 127V125L207 126ZM206 127V128H207ZM219 127V126H218ZM223 127V126H222ZM231 127V126H230ZM229 127V128H230ZM26 128V127H25ZM216 128V127H215ZM71 129H73V128H71ZM70 129V130H71ZM136 129V128H135ZM231 129V128H230ZM229 129V130H230ZM26 130V129H25ZM35 130V131H34ZM69 130V131H70ZM95 130H96V128H95ZM205 130V129H204ZM207 130H209L210 131V129H207ZM214 130H216V129H214ZM214 130H212V133H213V131ZM227 130V129H226ZM193 131V130H192ZM206 131V130H205ZM224 131V130H223ZM228 131V130H227ZM79 132V131H78ZM131 132V131H130ZM129 132V133H130ZM203 133H204V131H202ZM207 132V131H206ZM211 132V131H210ZM216 133L218 132V131H215ZM214 132V133H215ZM184 133V132H183ZM182 133V134H183ZM193 133H195V132H193ZM212 133H210V134H212ZM223 133V132H222ZM136 134H137V132H136ZM196 134V133H195ZM205 134V133H204ZM203 134V135H204ZM208 134V132L205 134V135H207ZM217 134H219V133H217ZM225 134V133H224ZM230 134V131H228V132H226V134L225 135H223V136H221V134H219L218 136H216V137H218L217 139H218V141L216 142L217 143V145H220V143L222 144V140L224 141L223 143L224 144H222V145H225V147L224 146H222V149H224V151L223 150H221V148H220V151L218 150V148H219V146H218V148L217 147H214V148H216L217 150H213L214 151V153L216 152H218V154L216 155L215 154V156H217V158L214 156V154L212 155V156H214L215 157V160H218L219 159V161H218V163H219V167L220 168H222L225 164H221V163H225V162H221L220 163V161H222V160H224L223 159V153H228L229 155H230V153L229 152H225V149H226V151H227V149H228V151H230L229 149H230V146H231V144L233 145L235 142H234V139L229 135ZM152 135H154V134H152ZM179 135L181 136V134L179 133ZM189 135V134H188ZM213 135H216V134H213ZM72 136V135H71ZM70 136V137H71ZM221 136V137H220ZM137 137V136H136ZM170 137V138H169ZM184 136H182L181 137V139L183 140L184 138H183ZM197 137V136H196ZM205 137V136H204ZM209 137H211V136H209ZM208 137V138H209ZM224 137V138H223ZM104 138V137H103ZM222 140H221V139ZM244 138V137H243ZM115 139V138H114ZM195 139V138H194ZM214 139H216V138H214ZM220 139V140H219ZM83 140V139H82ZM93 140L91 141V142H93ZM178 140V141H177ZM72 141L73 140H71V138H70V140H69V142L70 143H72ZM194 141H196V143H197V139L196 140H194ZM193 140L191 141L192 143H188L187 144V140H186V145L185 144H183V145H185V146H187L188 147V145L189 144H194L195 142H194ZM219 141H220V143H219ZM18 142V141H17ZM136 142V141H135ZM185 142V140L182 142V143H184ZM229 144H228V143ZM234 142V143H233ZM257 142V141H256ZM80 143V142H79ZM78 143V144H79ZM219 143V144H218ZM80 144H82V143H80ZM88 144H89V142H88ZM137 144V143H136ZM74 144L72 143V145H71V147L73 146ZM86 145V144H85ZM91 145V143L89 144V146ZM134 145V144H133ZM216 145V146H217ZM230 145V146H229ZM81 146V145H80ZM84 146V145H83ZM88 145H86L85 147H87ZM181 147L182 148V150H180V152L179 151H177L178 152V154H179V156L181 155V157H182V155L184 156H186V157H189V155H192L193 153H195V150L197 149V147L196 146H194V147H196V149L195 148H192V149H190L191 147H190V145H189V147L188 148H186V147ZM71 147H70V150H71ZM73 147H76V145H74ZM220 147H221V145H220ZM224 147V148H223ZM56 148V147H55ZM79 148V147H78ZM64 149V148H63ZM81 149V148H80ZM82 149H85L84 147L82 148ZM87 149H88V151L85 149V151H87V156H86V152L85 151H83V153H85V154H83L82 156H81V158L83 157V156H85V157H87V158H90L88 155L90 154V152L92 151V150H89V149H91V147L89 148V147H87ZM184 149H185V151H184ZM189 149V150H188ZM195 149V150H194ZM177 150V149H176ZM198 150V149H197ZM196 150V151H197ZM69 151V150H68ZM73 151H74V149H73ZM170 151V150H169ZM194 151V152H193ZM199 151V150H198ZM212 151V152H213ZM29 152V151H28ZM42 152V151H41ZM175 152V151H174ZM181 152H183V153H181ZM204 152V151H203ZM222 152V154L220 155V156H222V157H220L219 156V154ZM50 153H52V152H50ZM54 153H55V151H54ZM57 153V152H56ZM62 153V152H61ZM71 153V152H70ZM69 153V154H70ZM155 153V152H154ZM201 153V152H200ZM199 153V154H200ZM25 154V153H24ZM73 154V153H72ZM81 154V153H80ZM140 154V153H139ZM176 154V153H175ZM177 154V155H178ZM227 154V155H228ZM26 155V154H25ZM43 155V154H42ZM62 155V154H61ZM142 155V154H141ZM165 155H164V158H166L165 157ZM194 155V154H193ZM196 155V154H195ZM203 155V154H202ZM27 156V155H26ZM73 156V155H72ZM72 156H70V157H72ZM125 156H127L128 157V159H130V161H131V165L130 166H133V168H132V173H131V175L133 174H139V173H141V172H143V171H152L153 169H155V167L157 166V164L156 165H152L151 164V166L150 165H141L140 164V162H139V160H136V159H140V158H134L129 152H127V153H125ZM146 156V155H145ZM200 156H201V154H200ZM232 156V155H231ZM24 157V156H23ZM30 157V156H29ZM176 157V156H175ZM199 157V156H198ZM213 157V158H214ZM25 158H27V157H25ZM64 158V157H63ZM30 159H34L33 157L32 158H30ZM29 159V160H30ZM62 159V158H61ZM83 159H86V158H83ZM142 160H143V158H141ZM25 160V159H24ZM29 160H28V158L26 159V161H28L29 162ZM66 160H68V159H66L65 158V160H63L64 162L63 163H66L67 161ZM82 160V159H81ZM91 160V159H90ZM164 160V159H163ZM176 160V159H175ZM196 160V159H195ZM214 160V159H213ZM214 160V161H215ZM31 161V160H30ZM69 161V160H68ZM85 161V160H84ZM150 161V160H149ZM161 161V160H160ZM227 161V160H226ZM28 162H27V164H28ZM31 162H33V163H31L32 165L35 163L34 161H31ZM144 162V161H143ZM164 162V161H163ZM162 162V163H163ZM200 162H201V160H200ZM228 162V161H227ZM226 162V163H227ZM59 163H60V161H59ZM63 163L61 164V165H63ZM82 163V162H81ZM81 163L79 164L80 165V167H83L82 165H81ZM158 164V165H160L159 166V168L161 167V168H163L164 167V169H165V166H164V164ZM198 163V162H197ZM204 163H205V161H204ZM212 163V162H211ZM218 163L216 162L215 164H214V166L212 167V169H211V167H208L209 168V170H208V168L205 170V174H204V172H203V174L206 176H204V179L206 180V178H210V176L211 177H213V178H211L210 179V181H213V179H215L214 180V183H215V187L217 186V182H218V187H216L217 189H215V190H217V191H215V194H214V191L213 192H209V193H211V195L210 194H208V192H207V196H205V194H203V191H205V190H202V197H204L205 199L204 200H202V201H207V202H202L201 201V199H203V198H200V205H198L199 207H201V205H204V203H206L204 206H202V208L200 209V211L202 212V214L199 212V211H197V212H199L198 214L199 215H201V217L199 216V215H194L193 214V219L191 220L190 219V224H185V225H189L188 226V228L189 229H191L192 231H193V233L195 232V234H192V231L190 232L191 234H192V236H191V234H190V236L187 234L186 235V238L184 239V237L182 238V240H180L181 242L179 243L180 244V246L178 245H176V247H175V243L173 244V243H171V245L172 246H167L168 248V250L167 251H165L164 249H161V251H165L159 258H157V256L156 257H154V259L153 258H151V259H153V262L150 260V258H149V261H151L150 263L151 264H183L182 262H181V260H179L180 258H184V257H194V256H196L197 255V258L199 259L198 261H200L202 258L201 257H199L198 256V254H203L204 253V251H205V247L203 248L202 247V245L203 246H205V241L203 242L202 241V239H200L199 238V240H201V241H198V238H196L197 237V234H196V231L198 230V229H200V227H201V224H204L205 225V228H206V230H208V225H207V223H206V220H205V218H207L206 217V215H207V213L209 212V211H215V210H217V209H219V211H221V212H223V210H225V208L227 209V211H228V208L230 207V205H231V207L233 208V203H232V200H234V199H232V200H230L229 201V199H231V197L229 198V195H231V193L229 194V193H227L228 191H227V189H225V187L223 188L222 186L223 185H221L220 186V184L219 183H221V181L219 180V177L217 176H215L214 177V175L215 174H218V172L216 171V168H219V167H216L217 165H218ZM229 163V162H228ZM228 163H227V165H228ZM31 164H30V168H31ZM68 164H69V162H68ZM239 164V163H238ZM61 165H60V168H61ZM65 165L66 164H64V166H62V167H64L65 168ZM86 166H84V168H86L87 167V164H85ZM204 165V164H203ZM202 165V166H203ZM206 165V164H205ZM204 165V166H205ZM222 165V166H221ZM227 165H225L224 166V168H226L225 170H226V172H228L229 174L232 172L231 171V169H229V167H227ZM234 165V164H233ZM232 165V166H233ZM35 166H36V164H35ZM55 165H53V167H54ZM67 166V165H66ZM89 166V165H88ZM201 166V165H200ZM212 166V165H211ZM231 166V165H230ZM42 167V166H41ZM70 167V168H69ZM80 167H77V168H80ZM205 167H207V166H205ZM214 167H215V169H214ZM37 168L38 169H40V167H39V165L37 166ZM68 168H69V172H72L73 170H77L76 172H77V175H76V173L74 172L73 174H75V180L77 181V179H78V181L80 180V177H82L81 175H80V173H78V170L79 169H72L73 167L72 166H70V164H69V166H68ZM67 168V169H68ZM88 168V167H87ZM201 168V167H200ZM36 169V168H35ZM34 169V170H35ZM37 169V170H38ZM57 169V168H56ZM59 169V168H58ZM81 169V168H80ZM131 169V168H130ZM129 169V170H130ZM178 169V168H177ZM192 169H194L193 167H192ZM197 169V168H196ZM195 169V170H196ZM199 169V168H198ZM82 170V169H81ZM86 170V169H85ZM179 170V169H178ZM195 170H194V172H195ZM200 170V169H199ZM204 169H202V171H203ZM262 170V169H261ZM30 171H31V169H30ZM40 171V170H39ZM54 171H56L55 169H54ZM59 171V170H58ZM62 171V170H61ZM66 171V170H65ZM65 171H64V169H63V172L65 173ZM68 171V170H67ZM86 171H88V170H86ZM165 171V170H164ZM201 171V170H200ZM200 171H199V173H200ZM201 171V172H202ZM206 171H207V173H206ZM210 171H213V172H211L212 174L210 175ZM214 171H215V174H214ZM44 172V171H43ZM82 172V171H81ZM190 172V171H189ZM194 172H192V173H194ZM27 173V172H26ZM32 173H33V171H32ZM39 173V172H38ZM83 173V172H82ZM87 173V172H86ZM178 173V172H177ZM40 174H42V170H41V172H40ZM58 174V173H57ZM72 174V173H71ZM70 174V175H71ZM195 174H196V172H195ZM225 174H227V173H225ZM26 175H28V174H26ZM29 175H30V173H29ZM186 175V174H185ZM188 175V174H187ZM201 175V174H200ZM199 175V176H200ZM210 175V176H209ZM237 175V174H236ZM13 176V175H12ZM60 176V175H59ZM79 176V177H78ZM86 176H87V174H86ZM208 176V177H207ZM220 176V175H219ZM237 176H239V175H237ZM29 177V176H28ZM28 177H25V178H27L28 179ZM58 177V176H57ZM70 177V176H69ZM78 177V178H77ZM84 177H85V174H84ZM88 177V176H87ZM90 177V176H89ZM165 177V176H164ZM183 177H185L184 175H183ZM192 177V176H191ZM201 177V176H200ZM223 177V176H222ZM73 178H74V176H73ZM77 178V179H76ZM193 178V177H192ZM197 178V177H196ZM221 178V177H220ZM243 178H247V175H246V177H243ZM254 178V177H253ZM261 178V177H260ZM30 179V178H29ZM60 179V178H59ZM81 179H83V178H81ZM86 179V178H85ZM84 179V180H85ZM186 179V178H185ZM189 179V178H188ZM202 179V178H201ZM229 179V178H228ZM232 179H234V177H232ZM235 179H238V177L237 178H235ZM249 179V178H248ZM70 180V179H69ZM156 180V179H155ZM184 180V179H183ZM194 180V179H193ZM196 181H197V179H195ZM230 180V179H229ZM254 180V179H253ZM20 181V180H19ZM66 181V180H65ZM74 181V180H73ZM201 180L199 179V182H200ZM208 181V180H207ZM216 181V182H215ZM220 181V182H219ZM262 181H264V180H257V184H258V186H259V184L260 183H262ZM31 182V181H30ZM68 182V181H67ZM66 182V183H67ZM72 181L70 180V183H71ZM80 182V181H79ZM79 182H75V184H74V182H72L74 185H73V188H74V186H75V191H76V189H77V194H79L81 191H82V188L83 189H85L86 187H88V184H87V181H86V183L85 182H83V180L81 181V183H85V184H87V186L85 187V184H84V186H83V184H80ZM132 182V181H131ZM184 182V181H183ZM187 182V181H186ZM191 182V181H190ZM203 183H202V185H204L205 186V184H204V182L205 181H202ZM89 183V182H88ZM170 183V182H169ZM182 182H179L178 180L176 181V182H172L171 184H169V185H165L164 187H163V189L165 188V189H167V188H179L180 186L183 188V186H182V184H181ZM185 183V182H184ZM193 184H194V182H192ZM198 183V182H197ZM196 183V184H197ZM32 184V183H31ZM76 184H78V187H79V189H78V187L76 186ZM155 184V183H154ZM159 184V183H158ZM190 184V185H189ZM192 184V186H194ZM207 184V186H208V183H206ZM210 184V186H211V183H209ZM81 185H82V187H81ZM142 185H143V183H142ZM163 185V184H162ZM213 185L214 184H212V187H213ZM70 186H71V184H70ZM91 186V185H90ZM187 186L191 189L192 188V186H191V183H188L187 182ZM186 186V187H187ZM200 186V185H199ZM209 186V189L207 190V191H211L210 189H213L214 190V188H212V187H210ZM8 187V186H7ZM6 186H4V187H1V190L0 191H2V194H4V197H7L8 199H6L5 198V202H7L6 200H10V199H12V198H10L9 197V188H7ZM77 187V188H76ZM142 187V186H141ZM195 187V186H194ZM194 187H193V189H194ZM32 188V187H31ZM81 188V189H80ZM189 188H186V190L187 189H189ZM205 187H202L201 189H204ZM207 188V187H206ZM205 188V189H206ZM256 188H257V186H256ZM52 189V188H51ZM91 190V188L90 187H88V190ZM155 189V188H154ZM157 189V188H156ZM196 190H197V187L195 188ZM220 191H219V190ZM34 190H35V188H34ZM79 190V191H78ZM81 190V191H80ZM86 190H87V188H86ZM85 190V191H86ZM150 190V189H149ZM199 190H200V188H199ZM224 190V191H223ZM25 191V190H24ZM30 191H31V189H30ZM32 191H33V189H32ZM31 191V192H32ZM48 191H50V194H52V196H51V198H54V195L55 194H57V193H54V191H57V190H48ZM47 191V192H48ZM51 191H52V193H51ZM58 191H60V190H58ZM84 191V190H83ZM92 192H93V190H91ZM171 191V190H170ZM191 191V190H190ZM223 193H222V192ZM258 191V190H257ZM35 192V191H34ZM76 192H74L75 194H76ZM152 192V191H151ZM183 192H184V188H183ZM192 192V191H191ZM190 192V193H191ZM28 193V192H27ZM37 193V192H36ZM39 193V192H38ZM59 193H61V192H59ZM137 193V192H136ZM180 193V192H179ZM188 193V192H187ZM190 193H189V195H190ZM205 193H206V191H205ZM220 193V194H219ZM49 194V193H48ZM93 195L92 196H94V194L95 193H92ZM193 195L192 196H194V193H192ZM219 194V195H218ZM256 194H258V193H256ZM131 195V194H130ZM197 194H195V196H196ZM215 195V196H214ZM221 195V196H220ZM255 195V194H254ZM32 196H33V194H32ZM35 196V195H34ZM59 196H61V195H59ZM58 196V197H59ZM191 196V195H190ZM190 196H188L189 198H190ZM191 196V197H192ZM199 196V195H198ZM214 196V198H212ZM0 197H2V196H0ZM39 199H38V201H40V202H38V203H36V200H35V203L36 204H38V205H36L35 204V206H37L36 208L38 209V210H40V208L42 209L43 207H41L42 205H44L43 203H45V201H43L44 199H42L41 200V197H40V194H39ZM55 197H57V196H55ZM89 197V196H88ZM132 197V196H131ZM136 197V196H135ZM137 197H138V195H137ZM170 197V198H169ZM169 197H168V199L170 200V199H175V197L176 196H172L171 197V195H169ZM179 197L182 199V197L179 195ZM179 197H176V199H178V201H179ZM185 197V196H184ZM207 197V198H206ZM94 198V197H93ZM165 198L167 199V197L165 196ZM163 199L162 197L160 198L159 197V200H165V202H163V203H166V199ZM186 198V197H185ZM222 198L224 199L222 202H221V200H222ZM1 199V198H0ZM3 199V198H2ZM34 199H36V198H34ZM59 199V198H58ZM91 199V198H90ZM211 199V200H210ZM28 200H29V198H28ZM31 200V199H30ZM50 200H52V199H50ZM56 200V199H55ZM94 200V199H93ZM136 200V199H135ZM169 200H167L168 202L167 203H171V201L169 202ZM192 201L191 202H193L194 203V201H193V199H191ZM195 200V199H194ZM239 200V199H238ZM2 201V200H1ZM59 201V200H58ZM145 201H147V200H145ZM157 201V200H156ZM156 201H151V204H148L150 201H148V203H146V204H148L149 206L151 205L152 207L153 206H155V203L159 206V203L161 204V202L160 201H158V203L156 202ZM175 201V200H174ZM197 201V200H196ZM228 201V202H227ZM10 202V201H9ZM26 202H27V200H26ZM55 202V201H54ZM173 202V201H172ZM187 203H188V200L186 201ZM225 202V203H224ZM249 202V201H248ZM0 203H4V202H0ZM14 203V202H13ZM59 203H60V205H61V202L59 201ZM139 203V202H138ZM154 205H153V204ZM167 203H166V205H167ZM177 203V202H176ZM179 203V202H178ZM187 203H184V207H179V206H182L181 204L178 206V204H177V206L179 207V209L181 208V209H188L189 208V206H188V208H187V206L185 207V205L187 204ZM193 203H188L187 205H193ZM224 203V204H223ZM227 203V205L229 206H226L225 204ZM231 203V204H230ZM8 204H10V203H8ZM8 204H6V207H5V205H4V207H3V205H0V206H2L5 210H6V208L7 209H15L14 211L15 212H17L16 211V208H14L15 206H14V204H12V205H8ZM29 204V203H28ZM55 206H56V204L55 203H53ZM135 204H137V202L135 203ZM168 204V205H169ZM173 205H174V203H172ZM182 204H183V201H182ZM22 205H24V204H22ZM34 205V204H33ZM32 205V206H33ZM56 206V211L59 213H62L63 212V208L62 207H65V206ZM138 205V204H137ZM163 205L164 204H162V207H157V206H155V209H154V207L152 208L151 206H150V208L152 209V212H150L151 211V209L149 208V206H148V209H150L149 210V213H144V216H145V218H147V219H145V218H143V220H145L144 222H141L142 220H140V224H142V225H140V224H137V225H139V226H135L134 227V230H133V227H132V231L131 230H129L128 228V230L125 228V227H123V228H125L128 232H125V230H122V231H124V232H120V234H119V232L117 233V234H114L113 232H111V227H110V225H109V223H106V224H99L100 226L99 227H97L96 229H94L93 230V228H92V230L93 231H91V233L89 234V239H91L92 240V246L94 247V248H96V249H99V250H101V252L99 253V255H88V253H86L87 255H82V256H80V259H78V261H77V259H76V263L75 264H88V263H90L89 261H91L92 260V262H94V263H99L100 264V261L102 260V259H106V257L109 255V254H111V252H113V251H115L114 253H115V255H117V251H120V250H122V247L125 245V243L127 242V241H132L131 239H133V238H135V239H137L138 237H140V236H142L143 235V231H144V229H145V226H148L149 228L151 227V228H155V227H157V225L158 224H160L159 222H161V224L162 223H164L165 225L166 224H170L171 222H173L174 221V219L172 218V217H175V216H181V214H183L180 210H179V212H178V210H176L175 208H171V207H166L165 205H164V207H163ZM192 205H191V207L189 208V210L191 209L192 210ZM195 205H196V202H195ZM195 205H193V206H195ZM223 205V207H221ZM224 205L226 206V207H224ZM8 206H9V208H8ZM20 206V205H19ZM28 206V205H27ZM29 206H31V205H29ZM28 206V207H29ZM46 206V205H45ZM146 206V205H145ZM170 206H171V204H170ZM13 207V208H12ZM21 207V206H20ZM24 207V206H23ZM26 207V206H25ZM24 207V208H25ZM27 207V208H28ZM89 207V206H88ZM92 207V206H91ZM199 207H198V209H199ZM34 208V207H33ZM53 208H55V207H53ZM158 208H160V210L158 209ZM221 208H223V209H221ZM232 208H229V210L230 209H232ZM234 208H235V206H234ZM234 208L232 209V210H234ZM2 209V208H1ZM21 209H23V208H21ZM26 209V208H25ZM24 209V210H25ZM29 209H31V208H29ZM29 209H26L25 210V213L29 210ZM88 209H90V207L89 208H87V210ZM92 209V208H91ZM90 209V212L92 211ZM144 209V208H143ZM153 209H154V211H153ZM178 209V208H177ZM184 209V210H185ZM195 209V208H194ZM193 209V210H194ZM12 210H10V212H9V210H7V212H9L10 213V215L12 216V218H13V220H12V218H11V220L12 221H10L11 223H12V225L10 226V227H15L17 224H18V222H20L21 220H22V222H20L21 223V225H22V227H18V225H17V229H18V231H16L15 233H16V235L17 236H15V240H17V241H15L16 243L18 242L19 244L21 243L20 241V239H22V243L20 244V245H24V247L27 245V246H30V245H28V244H24V240L23 239H25V237L26 238H28L27 236H28V232L29 231H31V229L32 228H34V227H36V226H38V227H40L39 229H41L42 230V228H44V226H43V222L41 223L40 222V220L39 221H34V220H31L32 218L34 219V217H32L31 215H29V216H31L30 217V219H28V220H31V221H28L27 223H25L24 224V217H26V219L28 218L27 216H25V215H23V214H21V216L23 215V219H21L20 220V218L21 217H19V221L17 222V219H16V221L14 220L15 218L13 217V216H15V217H17V215H19L21 212H18V214L16 215H14L13 213H15V212H12ZM24 210H23V213H24ZM34 210V209H33ZM96 210V209H95ZM156 210V211H155ZM159 210V211H158ZM192 210V212H194ZM197 210V209H196ZM231 210V211H232ZM31 211V210H30ZM41 211V210H40ZM55 211V212H56ZM140 211H141V209H140ZM148 211V210H147ZM3 212V211H2ZM39 212V211H38ZM54 212V213H55ZM75 212V211H74ZM89 212V211H88ZM132 212V211H131ZM135 212V211H134ZM181 212V214L179 215V213ZM189 212V211H188ZM196 212V211H195ZM197 212H196V214H197ZM238 212V211H237ZM138 213H140V212H138ZM169 213H171V215H172V217L171 216H169L168 214ZM227 213V212H226ZM225 212H223L222 214H226ZM230 213V212H229ZM232 213V212H231ZM40 214V213H39ZM143 214V213H142ZM145 214H149L148 215V217L145 215ZM1 215V214H0ZM57 215V214H56ZM90 215V214H89ZM141 215V214H140ZM191 215V214H190ZM232 215V214H231ZM234 216H235V214H233ZM39 216V215H38ZM91 216V215H90ZM143 216V217H144ZM198 216V217H197ZM230 216V215H229ZM238 216H239V214H238ZM241 216V215H240ZM4 217V216H3ZM87 217H88V215H87ZM86 217V218H87ZM182 217V216H181ZM191 217V218H192ZM232 217V216H231ZM231 217H229V218H231ZM43 218V216L40 218V219H42ZM88 218H90V217H88ZM115 218V217H114ZM140 218V217H139ZM186 218V216L184 215V217H182V219L181 220H183V222H186L187 223V221H185L184 219ZM236 218V217H235ZM245 218V217H244ZM58 219V218H57ZM79 219V218H78ZM91 219V218H90ZM116 219H117V217H116ZM234 219V218H233ZM238 219V218H237ZM240 219V218H239ZM259 219H260V221H261V224H264V215H260L259 216ZM115 220V219H114ZM118 220V219H117ZM195 220V221H194ZM227 220H228V218H227ZM241 225H242V229H243V227H245V226H243V222H242V217H241ZM89 221V220H88ZM91 221H93V220H91ZM90 221V222H91ZM219 221V220H218ZM232 221V220H231ZM234 221V220H233ZM243 221H245V220H243ZM7 222V221H6ZM5 222V223H6ZM13 222H17V224L14 226V224H13ZM176 222V221H175ZM0 223H2V222H0ZM46 223H48V222H46ZM53 223V222H52ZM57 223V222H56ZM115 223L117 224V221H115ZM189 223V222H188ZM193 223V224H192ZM225 223V222H224ZM228 223V222H227ZM4 224V223H3ZM93 224V223H92ZM92 224H91V226H90V224L88 225V226H90V227H92ZM172 224V223H171ZM228 224H230V223H228ZM5 225V224H4ZM7 225V224H6ZM6 225H5V227H6ZM9 225V224H8ZM21 225H19V226H21ZM48 225V224H47ZM55 225V224H54ZM61 225V224H60ZM194 225V226H193ZM232 225V224H231ZM233 225H234V223H233ZM0 226H3V225H0ZM78 226V225H77ZM84 226V225H83ZM87 225L84 227V228H87L88 227ZM97 226V225H96ZM116 226V225H115ZM234 226H236V225H234ZM4 227V229H6ZM53 227V226H52ZM223 227H225L226 228V226H223ZM233 227V226H232ZM231 227V228H232ZM247 227V226H246ZM15 228V229H16ZM37 228V227H36ZM56 228V232H58V226H56L55 227ZM225 228H223V230L225 231ZM233 228H235L236 229V227H233ZM232 228V229H233ZM2 229V228H1ZM11 229H13L14 230V228H11ZM89 228H87V230H88ZM109 230V229H111L110 230V232L108 231V233L106 234L105 232V230ZM263 229V228H262ZM40 230V231H41ZM157 230V229H156ZM227 230V229H226ZM229 231H230V229H228ZM244 230V229H243ZM247 230V229H246ZM251 230V229H250ZM3 230H0V233L2 232ZM8 231H9V227H8ZM86 231V230H85ZM105 231V232H104ZM134 231V232H133ZM189 231V230H188ZM248 231V230H247ZM247 231H245V232H247ZM257 231H261V233H264V230H257ZM257 231L255 230L254 232L256 233V235H257ZM12 232V231H11ZM18 232V233H17ZM230 232H232V230L230 231ZM234 232V231H233ZM4 231L2 232V234H0V235H3L4 236ZM10 233V232H9ZM85 233V232H84ZM103 233V235H104V233H105V235H106V237H104V239H102L103 240V242H96L95 240H94V237H95V235H99V234H102ZM243 233V232H242ZM41 234H42V231H41ZM185 234V233H184ZM224 234V233H223ZM244 234V233H243ZM6 235H7V233H6ZM13 235V234H12ZM23 236L24 238H21L20 236ZM62 236V238H63V242H64V246H66V251L68 252V253H70V254H73L74 252H75V250L73 251V252H71V248H70V243H69V241H68V238H66V234L65 235H63V234H61ZM194 235V236H193ZM218 235V234H217ZM224 235H226V234H224ZM227 235H228V233H227ZM231 235V234H230ZM234 235V234H233ZM233 235H232V237H233ZM236 235V234H235ZM9 236H10V234H9ZM35 236H38V235H35ZM183 236V235H182ZM245 236V235H244ZM244 236L243 237H241V234H240V238L241 239H239V240H241V242L243 243V245H242V250H243V253H244V251L247 249V247L246 246H251L252 245V248H253V250H251V247H249L248 249H249V251H248V255L247 256H245V257H248L249 256V258H244V255L247 253V250L245 251L246 253H244V255L242 256V255H240L239 254V256L238 255H232V250H231V246L230 247H228V249L230 248V252L229 253H231V255L233 256V258H232V262L231 261H229V263L231 262L232 264H254L253 262H254V260H257V261H259L258 259L260 258V261H261V259L263 260V262H264V240H261V241H259L258 243L257 242H254L253 241V243L255 244H253V243H251V244H247L248 243V241H251V240H253V238L251 239V238H249V239H247L246 238V240H248V241H246L245 242V240H243V238H244ZM248 236V235H247ZM246 236V237H247ZM262 236V235H261ZM5 238L7 237V236H4ZM11 237V236H10ZM17 237H19L20 239H18ZM30 237V236H29ZM32 237V236H31ZM42 237H44L43 236V234H42ZM88 237V236H87ZM171 237V236H170ZM187 237H190V238H187ZM226 237V236H225ZM229 236H227V238H228ZM4 238V239H5ZM17 238V239H16ZM36 238H38V237H36ZM45 238V237H44ZM147 238V237H146ZM231 240H232V238L231 237H229ZM9 237H7L6 238V240L7 241H10L11 239H9ZM29 240H30V238H28ZM28 239H27V241H28ZM88 239V238H87ZM88 239V240H89ZM145 239V238H144ZM179 239H180V237H179ZM178 239V240H179ZM184 239V240H183ZM225 239V238H224ZM13 240V239H12ZM19 240V241H18ZM26 240V239H25ZM88 240H87V242H83L82 244H83V246L84 247H87L88 245H89V243H88ZM98 240V239H97ZM146 240H148V239H146ZM177 240V239H176ZM215 240H217V239H215ZM220 240V239H219ZM234 240V239H233ZM232 240V241H233ZM255 241H258L257 240V238H255L254 239ZM6 241V242H7ZM14 241V240H13ZM31 241H32V244L31 245H33L34 243V241L31 239ZM37 241V240H36ZM84 241V240H83ZM209 241V243L211 242V240L208 238L207 239V242ZM1 242H3V246H2V248L4 247V243H5V241L4 240H1ZM138 242V241H137ZM173 242H174V240H173ZM179 242V241H178ZM199 242H202V245L201 244H199ZM213 242V241H212ZM227 242V241H226ZM11 243V242H10ZM10 243H6V244H10ZM14 243V242H13ZM17 243V244H18ZM26 243H28V242H26ZM145 242H143V244H144ZM208 243V244H209ZM232 243V242H231ZM18 244V246H14V248H21V247H23V246H21L20 247V245ZM129 244V243H128ZM165 243H163V245H164ZM178 244V243H177ZM229 244V243H228ZM245 244H246V246H245ZM7 245V246H8ZM12 245H14V244H12ZM11 244L8 246V247H11L12 246ZM210 245V244H209ZM34 246V245H33ZM76 246V245H75ZM150 246H152V244L150 245ZM158 246V245H157ZM211 246V245H210ZM213 246V245H212ZM216 246V245H215ZM218 246V245H217ZM1 247V246H0ZM22 248V253H16L17 254V256H16V259H18L17 261L18 262H20L21 261V258H22V261H23V258H24V262H20L21 264H44V263H46L43 259V261L39 258L40 256H38L36 253H35V251H34V247H30V248H32L31 249V251L30 250H27V248L25 247V248ZM165 247V245L163 246V248ZM207 247V246H206ZM14 248H10V249H13L14 250ZM29 248V249H30ZM149 248V247H148ZM152 248V247H151ZM161 248V247H160ZM203 248V253L201 252V249ZM217 248V247H216ZM244 248H245V250H244ZM83 249V248H82ZM91 249V248H90ZM141 249V248H140ZM143 249V248H142ZM166 249V248H165ZM219 249H220V247H219ZM227 249V250H228ZM13 250H12V252H13ZM20 250V251H19ZM19 250H15V251H17V252H21V249H19ZM135 250H136V248H135ZM137 250H139L138 248H137ZM136 250V251H137ZM152 250V249H151ZM150 250V251H151ZM218 250V249H217ZM0 251H2V250H0ZM7 251V250H6ZM5 251V252H6ZM11 251V250H10ZM26 251V252H25ZM28 251H30V252H28ZM63 251V250H62ZM229 251V250H228ZM28 252V253H27ZM81 252V251H80ZM79 252V253H80ZM88 252V251H87ZM123 252V251H122ZM154 252H155V249H154ZM157 252V251H156ZM206 252V251H205ZM221 252V251H220ZM250 252H251V254H250ZM11 253V252H10ZM9 253V250H8V253L7 254H9L10 256H9V258H7V262L9 263V260H10V262H13V261H11V260H14V264H17V263H15V262H17L16 260H15V256L13 255V254H10ZM14 253V254H15ZM26 253V254H25ZM82 253V252H81ZM161 253V252H160ZM227 253V252H226ZM228 253V254H229ZM7 254H6V257H7ZM19 254H22L21 256L19 255ZM78 256L80 255V254H78V253H76ZM126 254V253H125ZM156 254V253H155ZM157 254H159V253H157ZM156 254V255H157ZM250 254V255H249ZM11 255H13L14 256V259H13V257H11ZM23 255H24V257H23ZM26 255H28L27 257H26ZM75 255V254H74ZM124 255V254H123ZM127 255V254H126ZM221 255V254H220ZM230 255V254H229ZM20 256V257H19ZM30 256V257H29ZM138 256V255H137ZM151 256V255H150ZM224 256H226V255H223V259L225 260V262L223 261V260H220L219 261V263H218V261L217 260H215V262L216 263H212V264H221V263H223V264H228V263H226V261L228 262V259H230V258H228V256L227 257H224ZM202 257H203V255H202ZM221 257H222V255H221ZM255 259H254V258ZM4 258V257H3ZM29 258V259H28ZM30 258H31V260H32V263H31V260H30ZM74 258H76V257H74ZM146 258V257H145ZM157 258V259H156ZM206 258H208V256H206ZM210 258V257H209ZM218 258V257H217ZM226 258H227V260H226ZM252 258H253V262H251V260H252ZM20 259V260H19ZM196 259V258H195ZM222 259V258H221ZM30 260V261H29ZM66 260V259H65ZM156 260V261H155ZM194 260V259H193ZM207 261H208V259H206ZM205 260V261H206ZM74 261V260H73ZM203 261V260H202ZM202 261H200L201 263H197V264H204L205 263V261H204V263L202 262ZM214 261V260H213ZM256 261V262H257ZM259 261V262H260ZM1 262V261H0ZM63 262V261H62ZM66 262V261H65ZM221 262V263H220ZM262 262V261H261ZM19 263V264H20ZM74 263V262H73ZM140 263H141V260H140ZM139 263V264H140ZM144 263V262H143ZM209 263H210V261H209ZM209 263H207V264H209ZM230 263V264H231ZM9 264H11V263H9ZM55 264V263H54ZM58 264H60V263H58ZM147 264H149V263H147ZM186 264H194V263H191V262H187ZM196 264V263H195ZM206 264V263H205ZM262 264H264V263H262Z\"/></svg>",
	"mask_w": 264,
	"mask_h": 264
}]
</instances>
